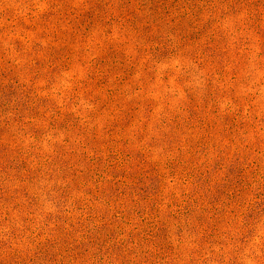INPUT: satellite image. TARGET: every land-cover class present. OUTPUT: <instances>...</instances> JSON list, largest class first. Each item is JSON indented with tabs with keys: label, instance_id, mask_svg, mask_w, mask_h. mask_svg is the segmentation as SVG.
<instances>
[{
	"label": "rangeland",
	"instance_id": "374dc122",
	"mask_svg": "<svg viewBox=\"0 0 264 264\" xmlns=\"http://www.w3.org/2000/svg\"><path fill=\"white\" fill-rule=\"evenodd\" d=\"M0 264H264V0H0Z\"/></svg>",
	"mask_w": 264,
	"mask_h": 264
}]
</instances>
